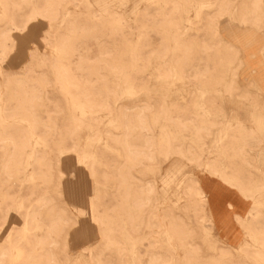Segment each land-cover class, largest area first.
<instances>
[{"label":"rangeland","instance_id":"obj_1","mask_svg":"<svg viewBox=\"0 0 264 264\" xmlns=\"http://www.w3.org/2000/svg\"><path fill=\"white\" fill-rule=\"evenodd\" d=\"M243 32L264 0H0V264H264Z\"/></svg>","mask_w":264,"mask_h":264},{"label":"crops","instance_id":"obj_2","mask_svg":"<svg viewBox=\"0 0 264 264\" xmlns=\"http://www.w3.org/2000/svg\"><path fill=\"white\" fill-rule=\"evenodd\" d=\"M247 36L246 42L237 44L242 66L240 74L245 82H255L256 93L251 90H240L238 96L257 97L258 101H264V33L262 32H243L239 38ZM248 94H242L243 92ZM258 109L255 110L256 113ZM210 203V216L214 231L221 240L234 242L240 237V230L234 218L239 210H232L231 206H236L239 197L232 190L224 199H220L214 190L207 191Z\"/></svg>","mask_w":264,"mask_h":264},{"label":"bare ground","instance_id":"obj_3","mask_svg":"<svg viewBox=\"0 0 264 264\" xmlns=\"http://www.w3.org/2000/svg\"><path fill=\"white\" fill-rule=\"evenodd\" d=\"M252 5V4H251ZM253 8V7H252ZM256 10H257V8H256ZM258 11V10H257ZM7 13V12H6ZM251 13V12H250ZM254 13V12H253ZM257 14H258V12H257ZM35 29V28H34ZM29 35V34H28ZM33 36V35H32ZM22 87V86H21ZM9 88V87H8ZM27 89V88H26ZM27 91V90H26ZM28 92H30V91H28ZM23 94V93H22ZM39 95V94H38ZM4 96V95H3ZM13 96V95H12ZM29 96V95H28ZM13 98V97H12ZM28 98V97H27ZM16 109V108H15ZM3 111V110H2ZM24 111V110H23ZM25 113V112H24ZM4 116V115H3ZM33 116V115H32ZM121 117V116H120ZM5 118V117H4ZM28 118V117H27ZM2 119L0 118V121H1ZM32 120V119H31ZM35 125V124H34ZM36 126V125H35ZM138 127V126H137ZM16 128V127H15ZM141 132V131H140ZM141 134V133H140ZM14 142V141H13ZM23 142V141H22ZM15 144V143H14ZM23 144V143H22ZM27 147H28V145H27ZM24 150V149H23ZM19 158V157H18ZM1 172V171H0ZM2 177V176H1ZM28 226V225H27ZM9 248V247H8ZM12 254V253H11ZM260 260V259H259Z\"/></svg>","mask_w":264,"mask_h":264},{"label":"snow or ice","instance_id":"obj_4","mask_svg":"<svg viewBox=\"0 0 264 264\" xmlns=\"http://www.w3.org/2000/svg\"><path fill=\"white\" fill-rule=\"evenodd\" d=\"M180 166H181V162H177L176 163V167H180ZM242 195H244V193H242ZM84 214H86V213H81V215H84ZM101 230H102V233H103V231H104L103 225H101ZM102 243H103V241H102Z\"/></svg>","mask_w":264,"mask_h":264}]
</instances>
